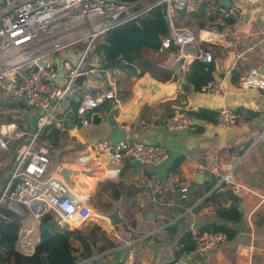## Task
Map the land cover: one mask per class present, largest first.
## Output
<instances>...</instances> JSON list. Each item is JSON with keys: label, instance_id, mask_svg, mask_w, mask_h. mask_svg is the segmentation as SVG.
<instances>
[{"label": "crops", "instance_id": "0c3cea01", "mask_svg": "<svg viewBox=\"0 0 264 264\" xmlns=\"http://www.w3.org/2000/svg\"><path fill=\"white\" fill-rule=\"evenodd\" d=\"M201 1L194 0L189 11H195ZM207 1V15L217 12L219 7L232 8L234 15L221 19L217 14L218 18L206 19L207 27L199 29L191 22V31L200 41L194 51L178 52V71L183 76L195 56L208 54L213 66L210 76L220 83L221 96L195 91L190 84L181 93L175 87L173 71L174 81L156 80L147 71L136 78L126 77L115 68L114 76L104 73L106 85L114 91V98L105 102L110 107L117 106L114 120L126 135H132L126 140L166 146L169 156L163 163L133 165L123 156L97 152L90 144L103 139L108 128L90 122L91 126L79 125L68 130L70 136L84 144L83 148L64 155H48L50 174L61 166L78 170L71 179L74 185L80 183L77 186L84 194V204L97 215L92 223L66 225L53 212L59 225L87 238L85 243L71 240L76 250L73 264H264V226L255 225L256 216L264 207V95L260 90L240 86L248 69L262 63L259 49L264 44V0ZM147 55L166 65L167 52L149 51ZM86 64L94 68L98 87L104 88L102 79H97L100 70L96 57L89 56ZM220 106L237 113L235 127L221 128L213 121L194 117L190 129L164 127V120L175 108L210 114ZM29 135L24 141H16L23 144ZM18 149L19 146L12 152L0 150V191L20 154ZM175 158L181 161L172 172ZM203 169L210 171L209 178L196 179ZM225 174L230 176L229 181L222 180ZM222 182L225 187L220 188ZM207 184H212L210 190L229 189L236 195L238 211L241 208L237 222L217 218L212 203L200 204L207 193L199 196ZM228 203L224 201L223 205ZM115 207L121 221L112 224L107 213ZM37 222V216L28 210L18 230L17 251L32 252L21 237L25 235L36 243ZM206 223L224 224L236 235L201 255L181 250L177 240L182 232Z\"/></svg>", "mask_w": 264, "mask_h": 264}, {"label": "built area", "instance_id": "2783aa9c", "mask_svg": "<svg viewBox=\"0 0 264 264\" xmlns=\"http://www.w3.org/2000/svg\"><path fill=\"white\" fill-rule=\"evenodd\" d=\"M194 0H0V92L7 100L29 107L35 114V131L23 143L20 154L13 165L1 191L0 207L15 202L28 210L31 203H42L45 210L55 212L66 225H82L95 222L96 211L83 202L84 194L79 188L69 187L57 174L47 175L49 157L47 152L35 147L37 133L50 125L57 113L72 115L74 125H86L91 120L88 111L99 108L103 102L114 98V91L100 88L94 77V68L88 67L86 60L92 55L97 38L108 28L123 20L131 19L146 12L152 6L163 3L168 18L169 32L160 37L157 51L167 52L164 61L171 67L181 57L179 51H194L200 37L190 29L176 26L172 22L175 10H190ZM234 15L232 8H219L218 16L227 19ZM85 41L80 50L72 44ZM177 47L176 51L170 50ZM67 48L64 56L57 50ZM201 59L209 61L208 54ZM97 61L98 58L96 57ZM93 75L84 80L83 91H77L73 82L79 74ZM110 85V84H109ZM240 86L260 90L264 95V76L256 68H250L241 77ZM77 92L81 95L77 96ZM199 92L221 96L222 87L217 81H207ZM75 93V111L69 106L70 95ZM105 114V111L97 112ZM237 123V113L220 106L214 115V124L230 129ZM192 115L181 108H175L164 120L168 130L190 129ZM12 125H0V150H7L12 133ZM3 138H6L4 141ZM261 140V138H260ZM263 142V141H262ZM97 152L112 157L123 156L136 160L139 164L158 166L169 156V149L157 143L132 140L108 142L103 139L90 144ZM264 149V142L262 143ZM225 174L223 181H229ZM183 191L185 189H182ZM36 216V215H35ZM193 242L192 251L201 255L225 241L221 231L189 229ZM29 250L35 240L21 237Z\"/></svg>", "mask_w": 264, "mask_h": 264}, {"label": "trees", "instance_id": "16d2710c", "mask_svg": "<svg viewBox=\"0 0 264 264\" xmlns=\"http://www.w3.org/2000/svg\"><path fill=\"white\" fill-rule=\"evenodd\" d=\"M129 1V0H123ZM208 4L207 0H203L197 4L195 11H185L184 9L175 10L172 15V22L176 26H190L191 22L196 23V28H205L206 19L214 21L218 18L217 12L207 15L205 8ZM165 14L164 4H156L146 12L137 15L134 18L126 19L120 23L108 28L101 34L92 49V55H95L104 63H98V80H104V73L112 68L118 69L126 77H138L143 71H147L150 76L159 81H174L170 67L159 63L149 58V51H157L159 47L160 37L165 36L169 32L168 23L163 20ZM85 44V41H79L72 44V48L80 50ZM203 44H205L203 42ZM170 50L176 51L177 47L171 46ZM115 60L119 63L118 67L110 66V62ZM213 69L211 61H203L200 56H195L187 66L183 73V78L187 84H190L195 91L207 81L212 80L210 73ZM100 75V77H99ZM105 89L110 88L107 85ZM81 92H77V96ZM14 106V105H11ZM70 109L75 111L77 102L72 99L69 102ZM110 104L103 102L99 108L88 111V117L92 112L108 110ZM192 117L205 121H213L215 112L206 114L196 110L188 111ZM74 125V120L69 119L64 113H57L50 125L44 126L36 135L35 146H40L44 150L64 154L72 151L80 150L84 144L77 142L68 134ZM79 126V125H78ZM35 131V121L31 132ZM181 158H175L172 162L170 170L175 172L180 164ZM220 188L225 187V183L219 184ZM212 184L204 185L202 197L206 194L200 204H214V215L217 218L237 222L241 218V214L237 208V197L229 189L219 191L212 189ZM229 201L227 206L223 205L224 201ZM192 202H188L191 205ZM102 208V204L100 205ZM103 209V208H102ZM193 210V209H192ZM27 209L24 208L22 215H18L6 205L0 207V264H73L72 255L75 249L71 245V240H77L80 243H85L87 238L74 230H69L66 227L59 225L57 218L51 211H45L37 217L38 224L55 220L47 229H38V241L33 246L30 254H23L15 249V243L18 236V230L21 226V221L27 214ZM256 227L264 226V207L261 214L256 216ZM198 230L206 231H221L225 235V240H231L235 237L236 231L224 224L206 223L196 227ZM181 244V250H192L193 242L191 240L189 230L183 231L177 240ZM41 256L45 260H41ZM89 254L87 255V257Z\"/></svg>", "mask_w": 264, "mask_h": 264}, {"label": "water", "instance_id": "95a60500", "mask_svg": "<svg viewBox=\"0 0 264 264\" xmlns=\"http://www.w3.org/2000/svg\"><path fill=\"white\" fill-rule=\"evenodd\" d=\"M163 20L168 23V18L167 16L164 14L163 15ZM259 53L261 55V59H262V63H260L256 69L261 72L264 76V44L262 45V47L259 49ZM98 63L103 64L104 61L103 60H99L98 59ZM110 66H115L118 67L119 63H117L115 60H112L110 62ZM178 67H179V63H175L172 67H171V71H173L175 73L176 76V80H175V87L176 89H178L181 93H184L188 90L189 85L185 82L182 74L178 71ZM91 75L89 73L87 74H79L77 75L73 82L76 86V90L77 91H83L85 89L84 87V80L86 78H89ZM75 96V93H72L70 95V99H73ZM117 108L116 105L111 106L107 112L103 115L101 114H97V112H94L91 115V120L90 123L94 126H99L101 124L105 125L108 128V132L104 133L105 136L103 137V140L108 141V142H118V141H123L126 139H131L132 135L127 134L124 129L120 128L119 124L114 120V110ZM66 117H68L69 119H73L72 115L69 113V111L66 112L65 114ZM4 141H6V138H3ZM133 165H139V162L136 160H130ZM209 173L210 171L208 169H203L196 177V179H200L202 177H206L209 178ZM57 174L63 179V181L69 186L72 187L74 185L73 180L71 179V175H77L78 174V170H72V169H68L65 166H61L59 167ZM80 185V183H76V185ZM39 205L38 210H35V203H31L28 206V210H30L34 215H36L37 217L41 214H43L46 210L44 209L42 203L38 202L37 203ZM6 207L11 209L13 212L17 213L18 215H22L24 212V208L21 207V205H19L18 203L15 202H8L6 204ZM241 210V208H239V211ZM178 211L182 212L183 209H178ZM107 217L110 219L112 224H117L121 221V218L118 216L117 214V207L113 208V210L109 213H107ZM55 220H51L48 222H44V223H39L38 224V229L40 230H45L47 229ZM73 260H75L74 255H72ZM41 260L44 261L45 257L41 256Z\"/></svg>", "mask_w": 264, "mask_h": 264}, {"label": "rangeland", "instance_id": "374dc122", "mask_svg": "<svg viewBox=\"0 0 264 264\" xmlns=\"http://www.w3.org/2000/svg\"><path fill=\"white\" fill-rule=\"evenodd\" d=\"M186 28L191 30L190 26H187ZM67 48H70V47L60 48L57 50V53L60 56H64V54L67 52ZM111 70H107V72L110 75L114 76V69L112 71ZM102 84L103 86L107 84L106 78H104V80L102 79ZM11 105H14V106H11ZM34 119H35V114L29 107L23 104L13 103L3 98L0 92V125L1 124L12 125V129H13L12 133L7 135L8 139L10 140L9 145H8V150L10 152L15 151L18 146H19V149H21L23 144L22 143L18 144L16 140H18L19 138V139H23L24 141L28 137V135L31 133ZM88 126H91V125L88 124ZM37 147L42 148L40 146H37ZM46 152L48 155H51V156L54 155L53 152H49V151H46ZM64 154H59V155H64ZM46 174L51 175L48 171ZM74 186L78 188L77 185H74ZM47 211H51V210L47 209ZM37 226H38V222H37Z\"/></svg>", "mask_w": 264, "mask_h": 264}]
</instances>
